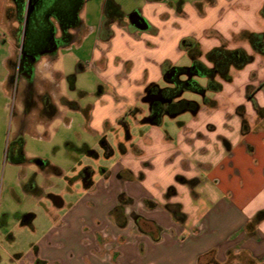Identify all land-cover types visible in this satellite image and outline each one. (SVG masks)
Returning <instances> with one entry per match:
<instances>
[{"label":"crops","instance_id":"crops-1","mask_svg":"<svg viewBox=\"0 0 264 264\" xmlns=\"http://www.w3.org/2000/svg\"><path fill=\"white\" fill-rule=\"evenodd\" d=\"M10 1L0 0V64L7 92L9 61L18 50V39L4 26ZM85 9L79 37L44 56L36 68L50 86L36 87L37 92L49 93L58 111L40 122L71 109L85 114L86 127L96 136L127 118L147 128L137 141L129 136L120 157L101 174L89 171L83 179L76 170L61 191L54 190L68 172L49 161L41 167V182L19 174L28 204L47 201V229L26 250L14 247L13 236L10 247L0 242V264H264V217L258 216L264 209V53L251 43L252 34L264 36V0H139L130 15L117 0H103L96 27L83 18ZM133 14L147 26L133 24ZM9 24L17 25L13 16ZM90 31L95 33L90 57L77 59L82 65L75 70L66 69L72 59L64 61L62 52L80 50ZM186 38L197 43L199 59L209 66L206 54L217 47L242 48L253 59L220 78L221 91L209 94L214 106L201 101L195 111L169 116L188 113L177 120L172 136L164 129L167 116L160 124L145 122L149 107L143 99L150 85H166V62L191 65L180 46ZM90 69L97 94L74 89L95 100L72 109L62 82L74 74L75 83ZM4 188L10 200L11 183ZM23 207L4 213L3 224L11 218L37 222L33 208Z\"/></svg>","mask_w":264,"mask_h":264},{"label":"rangeland","instance_id":"rangeland-1","mask_svg":"<svg viewBox=\"0 0 264 264\" xmlns=\"http://www.w3.org/2000/svg\"><path fill=\"white\" fill-rule=\"evenodd\" d=\"M117 1L125 15H130L139 6V0ZM61 2L67 5V0H61ZM102 4L103 0H84L83 2L81 9L86 6L83 18L91 27H96L99 24ZM11 7L12 1H10L8 9L11 10ZM9 10L6 12L8 21L4 26L12 34L11 25L9 24L12 20V13ZM17 27L18 25L15 26V28ZM46 27L48 28V26ZM43 33H45V27H43L41 35ZM33 35L34 31L30 29V39H32ZM94 38L95 33L90 31L85 44L80 50L73 48L62 52L64 61L72 59L66 62H69L66 69L73 71L76 67L82 65L81 62L77 63L78 65L75 64L77 59L84 60L90 57ZM58 66L60 65L58 64L56 67ZM61 67L63 66L61 65ZM1 68L0 64V242L4 246L10 247L11 244L8 238L13 236L17 239L14 247L26 250L32 247V244L47 229V201L44 200L35 205L32 203L28 204L26 196H23L19 187V174L27 172L32 179L36 178L38 182H41L43 180V172L36 161L38 159L46 163L49 161V163L68 172L67 178L58 181L59 186L54 190L55 192L61 191L63 186L66 187L68 185V180L74 177L76 170L77 174L79 173L83 179L85 178V173L89 171L101 174L104 169L109 167L110 163L120 157L125 145L128 144L129 136H133V140L137 141L142 137L147 127L144 125L136 126L133 119L127 118L123 120L125 124L110 127L102 136H96L90 134L89 128L86 127L85 114L71 109L66 110L65 113L55 118L52 122H40L43 117L37 113L35 106L30 110V116L24 112L25 95L22 86L17 90L13 87L9 92L3 88ZM40 68L38 69L36 87L38 90L48 89L50 86L43 81ZM97 81L96 73L91 69L79 73L78 81L75 83L70 80L63 81L61 85L62 93L67 98H70L71 104L69 106L73 109L77 102L83 105L92 103L95 100V96L88 94L98 91ZM160 85L162 86L163 84ZM75 87L88 94L82 95L78 90L74 89ZM6 89H9L7 83ZM182 98L197 102L202 101V96L193 92H186ZM138 106L145 108L146 105L141 102ZM184 114L175 119H171L169 116L165 117L163 121L165 124L163 125L168 134L174 135V131L177 130V120L186 116ZM139 117L142 119L143 115L140 114ZM70 120H72L71 123ZM20 126L24 130L21 137L15 140V134ZM84 143H87L88 149L83 146ZM110 151H115V155L110 157ZM12 157L20 158L22 163L20 165H11L10 159ZM7 183L12 185L10 200H6L4 186ZM65 187L64 189H66ZM22 207L33 208L34 213L37 215V222L34 223L32 220H28L17 223L11 218L6 225L3 224L4 213L10 212L14 214L16 211L21 210Z\"/></svg>","mask_w":264,"mask_h":264},{"label":"flooded vegetation","instance_id":"flooded-vegetation-1","mask_svg":"<svg viewBox=\"0 0 264 264\" xmlns=\"http://www.w3.org/2000/svg\"><path fill=\"white\" fill-rule=\"evenodd\" d=\"M11 1L10 11L18 25L17 28L13 27L11 32L18 39V50H16L15 58L9 61L10 73L7 85L12 88L15 87L16 90L20 86L23 87L25 95L24 112L29 116L31 104L36 107L37 113L41 117L52 118L56 116L58 111L52 103L49 93L40 94L37 92L36 68L44 56H54L58 49L79 37L82 30L80 19L82 7L78 8L80 0H67V5L63 4L61 0ZM107 7L109 10L112 7L111 3H108ZM43 27H45V33L41 35ZM30 29L34 31L31 40ZM73 79L74 74L69 77L71 82ZM148 94H145L144 99L147 100L149 107L154 97H150ZM260 114L264 116V110ZM23 130V127L20 126L15 135V140L21 137ZM18 159L22 162L20 158ZM45 166L46 163L40 167Z\"/></svg>","mask_w":264,"mask_h":264},{"label":"trees","instance_id":"trees-1","mask_svg":"<svg viewBox=\"0 0 264 264\" xmlns=\"http://www.w3.org/2000/svg\"><path fill=\"white\" fill-rule=\"evenodd\" d=\"M83 2L84 0H80L78 8L82 7ZM251 43L255 51L264 53V36L262 34H252ZM180 46L188 51L192 63L190 66L182 67L170 66V63L166 62L163 70L166 85L152 84L148 87V95L154 97L150 102V112L147 117L152 124H160L164 116L197 110L200 102L182 98L186 92L196 93L202 96L203 103L214 106L216 102L209 94L221 91L220 78L229 77L232 67L242 69L253 59V56L242 48L217 47L206 54V58L211 64L209 66L199 59L200 50L193 39H183ZM258 216L264 217V209L258 213Z\"/></svg>","mask_w":264,"mask_h":264},{"label":"water","instance_id":"water-1","mask_svg":"<svg viewBox=\"0 0 264 264\" xmlns=\"http://www.w3.org/2000/svg\"><path fill=\"white\" fill-rule=\"evenodd\" d=\"M130 20L133 24H135L136 26H138L139 28H145L147 26L146 21L139 15V14H133L130 16ZM143 101L147 102L146 99H143ZM174 117V116H171ZM145 122H150L149 120H145ZM37 165L42 166L44 165L46 162L38 159L36 161Z\"/></svg>","mask_w":264,"mask_h":264}]
</instances>
